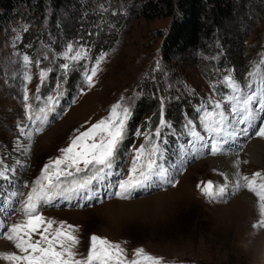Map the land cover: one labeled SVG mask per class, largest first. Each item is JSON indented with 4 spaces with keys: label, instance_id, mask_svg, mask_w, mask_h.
Instances as JSON below:
<instances>
[{
    "label": "rangeland",
    "instance_id": "374dc122",
    "mask_svg": "<svg viewBox=\"0 0 264 264\" xmlns=\"http://www.w3.org/2000/svg\"><path fill=\"white\" fill-rule=\"evenodd\" d=\"M90 1L82 30L98 35L95 41L90 36L89 42L70 40L71 34L61 39L71 33L73 25L56 22L53 31L43 30L48 39L24 50L21 36L39 30L30 11L15 16L0 33V171L6 173L0 176V204L4 205L0 219L8 225L22 222L23 204L13 212L11 193L22 192L18 199H26L45 166L60 158L62 149L77 135L108 118L111 108L120 103L130 108L131 115L110 174L94 182L90 193H81L80 198L41 208L44 217L56 221L54 227L61 222L75 227L79 240L73 248L75 259L86 261L95 235L124 250L123 264L137 259L139 249L162 258L163 264H264V164L257 166L244 153L252 140L264 142L256 134L264 127V111L256 112L250 125L233 121L234 131L244 135L236 136L234 142L228 138L214 156L194 146L189 135L194 125L211 143L200 117L216 103L228 112L227 100L233 93L227 77L240 84L241 95L264 90V0H237L232 18L212 49L177 55L171 61L162 55L170 17L139 16L135 9L143 0ZM69 47L82 58H66ZM25 55L31 61L28 66ZM101 57L89 86L85 73ZM65 63L68 70L62 67ZM41 71L48 73L43 80ZM25 75H31L30 82ZM49 96L57 98L55 111L48 113L47 125L38 131L39 122L28 119L27 106L31 105L35 117ZM148 137L159 142L162 155L157 157V171L163 169V175L153 174L121 191L119 182L131 174L136 151L150 146ZM229 156L239 159L240 171L224 178L223 185L215 181L218 171L209 166L195 168L200 161ZM87 174L79 173L77 178ZM243 194L258 201L262 217L253 220L239 215L233 206ZM38 239L34 234L33 240ZM12 252H18L14 242L0 229V253ZM0 264L9 262L0 259Z\"/></svg>",
    "mask_w": 264,
    "mask_h": 264
},
{
    "label": "snow or ice",
    "instance_id": "6c2138e0",
    "mask_svg": "<svg viewBox=\"0 0 264 264\" xmlns=\"http://www.w3.org/2000/svg\"><path fill=\"white\" fill-rule=\"evenodd\" d=\"M70 55L66 58L73 61L80 60L81 53L73 52L68 48ZM25 66L30 65L28 56L23 58ZM103 57L97 61L96 66L85 73V80L89 86L94 83V77L100 66ZM65 70L69 69V64L62 65ZM46 71H41L39 77L43 80L47 76ZM252 75V74H250ZM26 82L31 81V75H25ZM228 88L233 93L227 100L228 112L226 113L220 103L213 105L212 110L205 108L200 117L201 128L208 134L211 143L206 142L205 136L195 130V126L189 128L191 143L199 145V149H208L215 155L221 150L222 143L234 133L232 122L250 125L255 120L256 112L264 111V90L252 91L247 94L242 93L239 83L231 77L226 78ZM251 89L252 85L247 86ZM24 99H28L27 89H25ZM253 102L256 109H253ZM57 98L47 97V103L39 108V115L32 114L31 105H28V119L39 122V128L48 123V113L55 111ZM131 110L122 104H115L110 110V116L93 124L91 128L84 131L72 139L70 145L62 149L63 155L45 166L40 178L31 186L26 199L19 200L22 192H13L9 197L14 201L12 211H16V205L23 204V214L25 219L22 222L8 225L0 219V229L9 241L14 242V247L18 252L0 253V259L9 264H123L124 250L119 245L111 244L106 239L93 235L91 237V249L86 261L75 259L73 248L79 243L78 237L74 234L76 229L72 225L61 222L58 226L56 221L47 219L41 214L42 205L53 204L54 201H67L80 198L81 193H90L91 185L94 182L103 180L105 175L110 174L113 168V161L118 145L125 138L126 125L130 119ZM165 121L161 120L163 126ZM257 135L264 137V127H260ZM155 136H160L157 129ZM149 147L141 146L135 153V159L130 169L127 179L119 182L121 191L150 179L151 175H163V169L157 171V157L162 155L158 141H153L148 137ZM87 172L89 174L77 178V174ZM6 173L0 171V176ZM259 175V174H257ZM63 178V179H62ZM27 187V185H25ZM264 187V184L261 185ZM207 191V189H205ZM119 194V193H118ZM211 195V193H208ZM88 200L91 195H85ZM7 202V201H6ZM0 204V207H3ZM38 234L39 239L33 240V235ZM137 259L130 261V264H163L162 258L147 255L142 249L135 253Z\"/></svg>",
    "mask_w": 264,
    "mask_h": 264
},
{
    "label": "trees",
    "instance_id": "16d2710c",
    "mask_svg": "<svg viewBox=\"0 0 264 264\" xmlns=\"http://www.w3.org/2000/svg\"><path fill=\"white\" fill-rule=\"evenodd\" d=\"M236 4L237 0H143L137 3L135 10L145 19L171 18L162 43L163 58L171 61L177 55L212 49L232 18ZM90 7V0H0V33L7 30L15 16L17 18L20 13L30 11L39 30H29L21 36L24 50L34 48L41 39H48L50 36L48 33L47 37L44 36L43 30L53 31L56 22L67 24L70 21L73 25L71 33H64L61 39L71 37L70 40L76 38L89 42L91 37L95 41L98 35L82 30L85 12ZM50 16L53 17L51 21ZM79 16L81 24L76 29ZM67 34L71 35L67 37ZM143 124H139L140 129Z\"/></svg>",
    "mask_w": 264,
    "mask_h": 264
},
{
    "label": "bare ground",
    "instance_id": "6f19581e",
    "mask_svg": "<svg viewBox=\"0 0 264 264\" xmlns=\"http://www.w3.org/2000/svg\"><path fill=\"white\" fill-rule=\"evenodd\" d=\"M256 117H257V115H256ZM239 135L241 136L244 134L243 133L239 134V132L234 131V133L232 135H230L228 138L230 141L234 142V138L236 136H238V138H240ZM228 138H227V140H228ZM240 142H241V139H240ZM244 153L251 156L255 160V162L257 163L256 164L257 166H263V164H264V142H262L260 140H252L246 146ZM211 156H214V155H211ZM237 159H238L237 157H231V156H229L228 158H212V159H208L205 161H200V163L198 165H196L195 168L209 166L211 170H214V172L218 171L215 175V179H216L215 181L218 180L219 184L223 185L225 182L224 178L229 177L231 174H234V173H237L238 171H240V167L238 165L239 161H237ZM206 162H207V165H205ZM250 167H249V169H250ZM189 171L191 172V171H193V169H191ZM219 171L223 175L220 174ZM238 186H236V187H238ZM233 207L237 210L239 215H242V214H244L245 216L248 215V217H250L253 220L256 219L257 217L263 216V210L261 209L260 205L258 204V201L256 199L252 198L251 196H249L248 194H243L240 197V199L237 200L236 204ZM245 216H243V217H245Z\"/></svg>",
    "mask_w": 264,
    "mask_h": 264
}]
</instances>
